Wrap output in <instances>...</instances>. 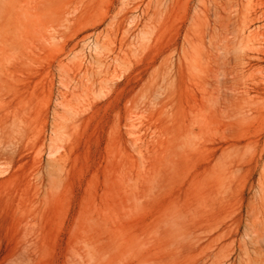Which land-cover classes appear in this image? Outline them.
<instances>
[{
	"label": "rangeland",
	"instance_id": "obj_1",
	"mask_svg": "<svg viewBox=\"0 0 264 264\" xmlns=\"http://www.w3.org/2000/svg\"><path fill=\"white\" fill-rule=\"evenodd\" d=\"M0 264H264V0H0Z\"/></svg>",
	"mask_w": 264,
	"mask_h": 264
}]
</instances>
